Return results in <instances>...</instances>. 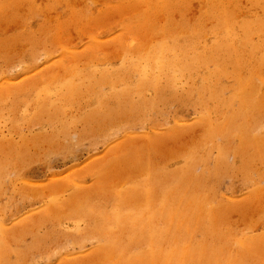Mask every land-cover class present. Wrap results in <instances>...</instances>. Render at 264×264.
<instances>
[{
  "label": "rangeland",
  "instance_id": "374dc122",
  "mask_svg": "<svg viewBox=\"0 0 264 264\" xmlns=\"http://www.w3.org/2000/svg\"><path fill=\"white\" fill-rule=\"evenodd\" d=\"M73 1L72 8L35 0L37 12L21 6L0 18V264H138L154 254L153 264H164L167 225L156 217L143 230L154 211L146 208L153 202L159 210L161 194L175 184L169 175L183 173L191 158L185 186L214 221L206 217L190 235L238 251L239 264H264V106L254 108L264 98V23L252 34L255 71L229 64L211 81L205 77L215 63H201L177 74L175 90L156 93L136 89L141 72L128 59L143 67L138 51L162 40L165 15L154 10L152 25H142L145 4L138 11L128 0ZM159 1L171 5L182 42L194 29L206 43L221 35L206 0ZM232 6L237 21L264 16V0ZM76 10L92 17L69 23ZM45 49L53 52L47 59L11 67ZM240 78L255 83L249 103L237 97ZM129 157L143 166L124 163ZM140 188L155 195H123Z\"/></svg>",
  "mask_w": 264,
  "mask_h": 264
},
{
  "label": "bare ground",
  "instance_id": "6f19581e",
  "mask_svg": "<svg viewBox=\"0 0 264 264\" xmlns=\"http://www.w3.org/2000/svg\"><path fill=\"white\" fill-rule=\"evenodd\" d=\"M64 1H66V4L68 6H72L73 8V0ZM174 1V5L178 7L185 5V3L187 2V0ZM250 1L255 4H260L261 2V0ZM206 3L209 7L207 13L214 18H217L218 25H220L221 28L220 31L218 30V27L216 28L217 34L221 33V35L219 37H216L215 40L211 43H206L199 38V34H201V31L198 29H194L193 31L196 36H191L189 39H185L183 42L177 36V33L180 35V32L173 34V26L176 23L169 17L171 5H168V3L165 1H127L128 5H131V7L133 8H138V11L140 5L145 4L146 7L144 9V14L140 18V22H143L142 25H152L153 22H151V17L154 10H158L166 17V24L162 29V40L146 51H144L143 49H139L138 51V59H140L142 63H144V65L142 64L143 67L141 69L138 68L139 66L136 67L135 63L131 62L132 58L128 59V67L133 70L137 68L138 71L141 72V76L136 84L137 90H144V86H147L146 89H152L156 93H161L164 90L168 89L175 90L176 78L179 77L181 73H189L191 69L197 67V65L201 63H215V70L210 73L209 77H205L206 79L211 78V81L218 79L214 78V76H220V73H227V67L229 64L234 65L236 70L245 68L249 65L254 69V71L257 69L260 59H257V57L255 56L257 47L252 42V34L253 32H256L257 29H259V26L263 25L264 18L262 17L264 16H259L257 19L247 18L237 21L236 11L235 9L231 8L234 7L232 6L233 0H206ZM21 6H27L31 13H35L39 9H41V7L37 6L35 0H0V18H2V16L4 15H6L8 19L13 18L17 15V13H19L18 8ZM136 11L137 10L135 9L134 12ZM131 14H133V12L130 13L129 16ZM140 14L142 13L140 12L139 15ZM80 16L91 18L92 14L87 13L86 11H73L68 18V21H70L69 23L78 24L81 21ZM114 24H116V22ZM60 28H62V25L60 26ZM186 30L187 29H185V31ZM28 36L30 39L33 37L32 34H29ZM142 50L144 52H142ZM52 54L53 52L48 49L37 52L32 50L26 54L27 56H25L26 58H24V60H20V62H17L15 65L12 64L11 67H19L21 65H24L27 58L34 63L36 59H39V57L46 56L45 59H47ZM254 57H256V59H254ZM262 59L264 61V57ZM17 67H15V69H17ZM125 67H127V65H125ZM176 71L179 72L176 73ZM178 73L179 75H177ZM73 74L76 73L73 72ZM104 76L107 75L105 74ZM78 78H80V75H78L76 79ZM162 79L166 81L165 85H161ZM254 84L255 83L252 80L248 79V81L243 82L242 78L239 79L237 97L240 102H250ZM69 86L74 90L76 88L72 85ZM206 87H209L210 90H212L213 96L216 95L218 89L215 83L206 85ZM262 97H264V95ZM254 106V108L263 107L264 98H259V100L254 103ZM132 155L131 156L134 158V154ZM133 158H125L124 163L130 165L134 164L137 168H141L143 164H141L140 161L133 163ZM185 168V171L181 174L176 171L169 175L171 179H174L175 184L170 187L168 186L165 189V192L161 194V199H163L161 201V207H159V210H157L153 206V202H151V207L147 206L146 208V210H154L152 214H149L151 216L149 217L150 219H148L146 223H144L142 218H138V223H144L143 230H146L147 227L155 224L154 220H156V217L164 219V222L167 225L164 242H166L167 247H169L166 250V254L163 258L164 264H207V262L212 258H214L213 260H215L217 264H239L240 262H243L242 258H240L239 256L241 254L238 251L237 253L239 255H232V253L224 244L218 246L214 243H209L206 240H203L204 242H202V240H196L190 235L193 234V231L198 229L199 225L203 223V220H205L206 217L209 220H214L211 218L210 210L207 209V205L204 203L202 197L200 195L193 194L192 192H190L191 189L187 185L185 186L186 176L193 173L194 170L193 158L188 160ZM149 178H151L150 180L152 181L153 175L149 176ZM162 178L165 177H161V179ZM161 179H159V183L160 181H162ZM167 181H170V179L166 180V183H168ZM154 184L153 186H155ZM125 192L126 193H123L125 197L132 194V198L134 200H138L141 197V193L142 197H145L147 199H150L155 195L154 190L151 191L141 188L138 191L129 189ZM209 222L211 224H215L214 222ZM222 240H226V236H221V241ZM146 241L147 237H145V242ZM239 242L240 244H244L243 241ZM147 244H151V240L147 241ZM225 244H228V240ZM245 248L250 250L247 244H245ZM116 251L122 252L121 249H115L114 252ZM122 256L123 253H121V257ZM155 256L156 255L154 254L151 259H149V256H141L142 259L138 264H153L152 260L155 258ZM243 258H246V256Z\"/></svg>",
  "mask_w": 264,
  "mask_h": 264
}]
</instances>
